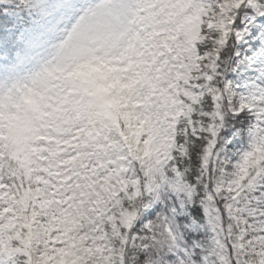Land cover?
I'll return each mask as SVG.
<instances>
[{"label": "snow or ice", "instance_id": "snow-or-ice-1", "mask_svg": "<svg viewBox=\"0 0 264 264\" xmlns=\"http://www.w3.org/2000/svg\"><path fill=\"white\" fill-rule=\"evenodd\" d=\"M0 264H264V0H0Z\"/></svg>", "mask_w": 264, "mask_h": 264}]
</instances>
